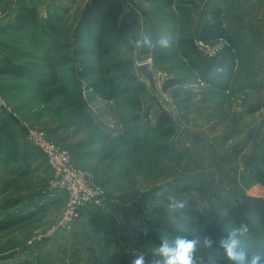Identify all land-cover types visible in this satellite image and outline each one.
Masks as SVG:
<instances>
[{
	"label": "rangeland",
	"instance_id": "1",
	"mask_svg": "<svg viewBox=\"0 0 264 264\" xmlns=\"http://www.w3.org/2000/svg\"><path fill=\"white\" fill-rule=\"evenodd\" d=\"M87 1L0 0V65L8 60L42 74L56 69L62 79L53 88H41L29 79L0 76V122L12 123L20 153L19 161L14 160L8 139L0 133V222L35 213L0 230V264L25 259L87 264L93 256L105 259L115 250L130 258L139 253L151 256V247L159 243L130 230L149 206L170 209V197L184 202L193 198L215 231L229 214L224 204L237 203L243 194L264 198V188L252 177L264 156V108L250 113L264 102V0H210L223 7L229 32L240 34L244 41V58L225 91L203 82L182 55V40L200 30L201 10L209 0H172L171 4L124 0L139 19L127 40L134 42L148 33L154 42L167 36L170 46L145 48L133 55L124 42L101 59L73 54V34ZM21 6L37 7L42 18L57 11L62 19L58 34L47 39L29 29L1 30ZM203 45L199 49L203 57L219 54L227 46L223 41ZM155 52L163 58L157 59ZM65 57L76 62L61 67ZM127 61L131 63L126 65ZM144 63L154 73L157 92L140 73ZM80 67L96 72L79 78L80 85L75 86L73 69ZM133 75L144 80L146 91L130 90L106 100L91 87L92 83L102 88L120 85ZM170 78L186 83L164 91ZM162 106L175 119L172 137H161L155 128ZM147 119L151 131L147 139L136 141L134 135L143 132ZM27 126L69 151L74 166L92 174L94 185L105 192L101 206L81 211L68 229L58 228L67 196L60 191L47 193L53 173L42 153L28 142ZM250 221L246 243L251 251L262 252L264 227L256 218ZM161 236L175 237L168 232H160Z\"/></svg>",
	"mask_w": 264,
	"mask_h": 264
},
{
	"label": "trees",
	"instance_id": "2",
	"mask_svg": "<svg viewBox=\"0 0 264 264\" xmlns=\"http://www.w3.org/2000/svg\"><path fill=\"white\" fill-rule=\"evenodd\" d=\"M172 3V0H161ZM65 13L69 12V8H63ZM203 21L200 24V30L192 37L182 40L183 56L188 60L189 65L199 73L203 82L212 88L227 90L229 81L234 76L238 63L244 58L243 37L240 34L229 32L225 24L224 9L221 5H214L210 0L207 1L201 10ZM61 16L58 12L48 14L42 18L37 7L21 6L14 14L11 22L1 28L5 31H26L33 30L41 36L49 39L59 32ZM139 26L137 16L126 7L124 0H90L83 9L78 24L73 34V54L80 56H95L101 59L103 56L117 50L121 44L126 43L128 52H132L131 45L127 40V34L135 30ZM215 41H223L227 46L222 49L219 54L203 57L199 54L197 42L208 44ZM157 59L163 58L161 53L155 52ZM73 58L65 57L61 59L59 65L66 66ZM81 63V60H78ZM131 61L125 62L129 65ZM116 69L119 65L115 66ZM75 71L76 80L72 79L75 86H79V78L87 79L96 72L94 68L80 67L73 69ZM141 73V72H140ZM14 75L18 78H25L35 81L41 88H53L61 78L59 72L54 69L46 73H39L28 66L19 63L4 60L0 65V76ZM71 83V84H72ZM186 82L179 78L167 79L163 84V90L167 91L177 85H184ZM92 89L103 99L114 100L125 92L137 90L144 92L147 85L144 80L137 78L135 75L129 77L126 82L120 85L112 84L109 88H102L97 84H91ZM264 108V102L253 106L250 113H255ZM143 132L138 136L134 133L136 141L147 139L151 131V124L147 119L144 124ZM139 127V126H138ZM156 130L161 137L168 138L175 135V119L167 108H160ZM139 129H142L139 127ZM0 133L8 139L9 155L16 161H19V147L15 140L12 123L9 120L0 122ZM138 136V137H137ZM2 144L0 143V147ZM27 151V150H26ZM253 179L264 188V156L260 159V166L253 171ZM223 209L229 210L227 217L214 231L212 227L206 224V214L198 206L196 200L190 198L185 201L183 210H170L162 204H153L149 206L145 216L133 222L130 230L133 234L141 238L151 240L155 243L160 242V232H168L175 236H191L199 235L211 236L215 240H219L227 233L225 225L232 227L244 222L251 230V218H256L264 227V198L261 196H253L243 194L241 200L235 204H224ZM35 215L30 212L19 218L10 221L0 222V230L10 226L13 223H22L29 220ZM112 241H108L110 246ZM218 248L214 247L212 255L216 257V264H227V260L221 254H217ZM264 252V246L262 248ZM137 254L130 258L124 251L115 250L111 252L105 259L99 256H93L87 264H131ZM205 255L207 253L205 252ZM152 256L145 255V264H151ZM3 264H57L55 262L35 263L34 261L25 259L19 263L5 262ZM72 264H82L75 261Z\"/></svg>",
	"mask_w": 264,
	"mask_h": 264
},
{
	"label": "clouds",
	"instance_id": "3",
	"mask_svg": "<svg viewBox=\"0 0 264 264\" xmlns=\"http://www.w3.org/2000/svg\"><path fill=\"white\" fill-rule=\"evenodd\" d=\"M170 38L161 36L157 41H153L148 33H142L138 38L129 41L132 54L137 50L154 49L157 46L167 48L170 46ZM170 209L173 211L183 210L185 202L170 197ZM224 216L222 218H225ZM226 235L218 241L211 236L199 235L175 236L169 238L161 236L159 244L151 247V264H216V257L212 250L218 248L217 254L224 256L231 264H264V252H253L246 243L249 227L246 223L240 222L238 225L227 227ZM206 252L207 255L198 254ZM131 264H145V255L137 254Z\"/></svg>",
	"mask_w": 264,
	"mask_h": 264
},
{
	"label": "built area",
	"instance_id": "4",
	"mask_svg": "<svg viewBox=\"0 0 264 264\" xmlns=\"http://www.w3.org/2000/svg\"><path fill=\"white\" fill-rule=\"evenodd\" d=\"M1 22L0 20V27ZM203 44L197 42L200 50L203 49ZM27 140L31 146L42 153L47 166L53 173L47 193L54 194L60 191L67 196V207L58 224L59 229L70 228L84 209L101 206L104 202V190L94 185L92 174L74 166L69 151L49 140L46 133L28 126Z\"/></svg>",
	"mask_w": 264,
	"mask_h": 264
},
{
	"label": "water",
	"instance_id": "5",
	"mask_svg": "<svg viewBox=\"0 0 264 264\" xmlns=\"http://www.w3.org/2000/svg\"><path fill=\"white\" fill-rule=\"evenodd\" d=\"M139 70H140L142 76H143L145 79H147L150 88H151L154 92H157L154 73H153V71L150 69L149 64H148V63L141 64V65L139 66Z\"/></svg>",
	"mask_w": 264,
	"mask_h": 264
},
{
	"label": "crops",
	"instance_id": "6",
	"mask_svg": "<svg viewBox=\"0 0 264 264\" xmlns=\"http://www.w3.org/2000/svg\"><path fill=\"white\" fill-rule=\"evenodd\" d=\"M61 1H66V0H61ZM78 1V0H77ZM90 0H88L87 2H89ZM86 3V2H85ZM79 4H80V0H79ZM77 6V5H76Z\"/></svg>",
	"mask_w": 264,
	"mask_h": 264
}]
</instances>
